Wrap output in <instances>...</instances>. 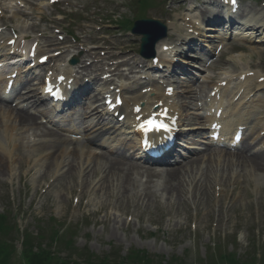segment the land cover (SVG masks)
I'll return each mask as SVG.
<instances>
[{
    "label": "rangeland",
    "instance_id": "obj_1",
    "mask_svg": "<svg viewBox=\"0 0 264 264\" xmlns=\"http://www.w3.org/2000/svg\"><path fill=\"white\" fill-rule=\"evenodd\" d=\"M123 1L69 0V7L65 6L66 10L83 11L80 13L82 21H77L81 24H76L74 28L75 37L98 39L93 29L100 23L98 15L107 10L116 13L120 19H133L135 10L127 8ZM241 3L242 8L249 12H264V0H241ZM38 4V1H34L31 7L38 10L36 7ZM182 4H184L182 1H169L166 7L160 4L145 15L149 19H164L168 16L178 30L184 16L176 8ZM50 13L51 9L45 11L46 15ZM38 19L36 17L30 20L20 16L16 20V26L30 28L29 33L33 34L45 31L48 37H55L58 42L54 30L50 28L53 18L44 25L39 24ZM55 23H58V20H55ZM68 23L66 20L59 24V27L66 30ZM60 35L64 37V34ZM109 37L110 41L107 43L109 47L124 44L131 56L137 55L139 37L118 28H114ZM258 39L259 43L255 40L242 43L247 48L244 52H239L235 48L225 52L214 65L212 72L204 75L205 78L199 86L210 87L215 79H222L233 70L257 66L259 60L264 58L262 43L264 35ZM67 41L74 44L70 38H67ZM45 49L43 53H48L49 48ZM114 52L112 53L116 54ZM194 56L200 58L196 54L191 55ZM84 59L85 62L90 60ZM191 61L189 59L186 62L189 65L187 68L189 74L192 70ZM60 63L63 65L64 60H60ZM261 69L264 70V63ZM186 75L188 74L180 73L178 76L180 83L190 85V76ZM253 86L254 84L251 88ZM179 104L184 108L181 110L183 120L189 116L195 117L193 114L197 111L191 109L189 100L180 98ZM258 107L260 112L264 111V93L253 97L246 106V111H253ZM187 130L186 127L185 131ZM25 132L23 130L13 133L18 140L13 153L15 151L17 153L6 163L5 175L0 177V213L8 209L13 210L19 216V226L27 227V232H34L41 226L44 228L50 225V220L53 219L59 226L65 223L67 226L77 228L74 246L77 253L88 250L89 253L100 257L112 253L125 257L133 250H140L153 257V264H170L173 259H178L180 264H204L202 260L205 256L212 255L215 258L214 255L231 253H235L238 258L247 259L264 255V175L255 176V173L252 174L248 170L239 172L237 168H233L229 174L221 172L222 175L211 171L207 177L211 181L205 182L204 174L196 175L193 172L192 175L185 176L181 197L172 198L160 190L163 185L161 177H156L150 184H146L144 178H138L136 188L122 195L113 190L111 185L100 190L99 177L90 176L84 179V169L81 166L85 158L74 161L72 165L74 171H71L70 176H65L63 170L68 160L67 156L61 158L57 155L58 160L54 159L50 168L46 170L42 166L45 156L48 152L60 148L58 146L61 144H53L55 148L48 151L46 149V154L43 153L44 148L40 149L39 145L35 144L31 146L34 147V151L29 152V146L23 141ZM119 135L120 133L115 134L109 143L105 144L107 150L121 148L124 152L131 148L130 144L123 143L124 138ZM197 139L193 138L195 142ZM79 142L83 152L100 153L99 150ZM1 145L8 153V143L2 141ZM75 147L67 146L69 150ZM131 154L132 151H129L126 156ZM207 159L208 157H204L200 161L198 165L201 166L200 171H204ZM40 160L41 162L36 165ZM137 162L139 161L136 160L135 163ZM216 168L219 169L220 166ZM254 176L260 177L261 182L255 181ZM222 179L226 184L222 186L221 183L218 186ZM217 188L225 191L218 192ZM74 199L78 202H73ZM17 248L19 250L20 246L17 245ZM62 258L67 260L70 256L63 254Z\"/></svg>",
    "mask_w": 264,
    "mask_h": 264
},
{
    "label": "bare ground",
    "instance_id": "obj_2",
    "mask_svg": "<svg viewBox=\"0 0 264 264\" xmlns=\"http://www.w3.org/2000/svg\"><path fill=\"white\" fill-rule=\"evenodd\" d=\"M216 3V0H214ZM211 5H214L211 1L204 2V4L198 8V11L200 12V15H207L209 11H212L208 7ZM218 5V4H217ZM222 10H226L229 14V10L227 7H223L221 5H218ZM214 7V6H213ZM192 10H196L194 8H191ZM209 10V11H208ZM197 12V11H196ZM210 13V12H209ZM244 19V20H241ZM209 23L218 25L222 23L221 14L219 13L218 16L211 15L209 18L205 19ZM241 20V21H240ZM226 25L230 27V30L235 27H241L243 30L247 33L253 34H259L262 31H264V17H262V14H254L253 17L247 18L243 14L241 16H229L227 18ZM216 30L214 27H208L207 30ZM29 37V36H28ZM29 39V38H28ZM191 41L188 42V44H192V39L189 37ZM1 49V48H0ZM175 57V56H174ZM128 62H125L123 64H127ZM103 64V63H101ZM118 64L112 66V71H109V73H113L117 70V68H114ZM94 67V66H93ZM96 69H100L101 67H98L95 65ZM91 68H87L86 66L82 69L83 76L84 73H88ZM92 75V73L90 74ZM119 75H121L119 73ZM68 76V75H67ZM117 77V75H116ZM81 79V77H80ZM77 81V79H76ZM97 83V84H96ZM100 83L96 80L90 81L88 84L81 83L79 87L82 89L88 88L89 86H96ZM27 83L23 82L22 86L26 87ZM192 94V93H191ZM27 98L25 100L26 103H32V101H44L40 95L37 97V95L34 92H27L26 94ZM158 96L162 99L163 95L158 94ZM194 98V96L191 97V100ZM149 98L142 97L140 99H135L137 104L140 102L147 103ZM2 107H0V141H7L8 144L11 146L10 142L14 143V147L16 146V140L15 137L12 135L13 131H23L26 130V133L28 130L34 131V137L38 139L39 137H49L53 139L56 143H60L58 149H56L54 152L47 154L45 157V168L48 170L54 162V159H56L57 155H60L59 157L63 155L68 154V160L66 165V175H71V171H74L73 163L78 158H82L83 156L86 157L85 162V170H84V178L87 179L90 176L99 177L100 176V190L112 187L113 190L118 191V193L122 195H126L129 193L130 189H134L137 186V178L143 177L146 180V184H150L153 179L156 177H161L163 180L162 188L160 189L163 193H165L168 197L172 198L173 196L181 197L183 191H184V180L185 176L187 174L192 175L191 173H195L196 175L201 173L203 175V178L205 179V182H210L211 180L208 177L211 171L218 172L220 175H222L223 171L225 173L229 174L232 172L233 168H237L239 172H243L245 170H248L250 173H255V176L258 175H264V150L262 152H257L256 154L251 155V157H247L242 152H236L231 153L228 151L224 152H217L215 150H212L211 147H208V156H210V159H208V163L206 164V167L204 171H200L201 166L199 167L200 158H191V160L188 163H185L181 166H178L176 164L174 167H168V166H162L165 169L158 171L151 168L146 167H139L136 164H134L131 161L126 160L125 155L119 154L114 155V157H110L109 155L106 156L104 154H93L92 152H86L84 153L81 148L79 150H69L68 152V145H71L73 140H63L60 136H58L55 133L45 131L43 127L38 123L39 119L32 114L29 113L27 109H21V108H15L12 109V107H8L7 103L3 102L0 103ZM6 105V106H5ZM86 115H89V118H94L97 122H100L102 119L101 115H98L97 113H94V110L90 113H86ZM238 116H240V113H238ZM191 121V120H189ZM122 128L125 129L132 137L135 138V140H138L140 138L138 133H135L131 130V128L128 125L123 124ZM199 129V128H197ZM99 129L95 130L92 135L95 137H99L101 134L99 133ZM108 133H115L114 130H107ZM196 135V133H193ZM190 135V134H187ZM29 143V141L27 142ZM248 146V145H247ZM42 148H44L43 153H47L48 150H52L55 147H52L50 144H43L41 145ZM57 147V146H56ZM247 148V147H246ZM47 149V151H46ZM3 148L1 147L0 142V177H3L5 175V162H8L9 157L8 155H5L2 151ZM15 150V149H14ZM175 151H170L167 155L171 156V158L174 157L173 154H175ZM11 158H13L12 154H9ZM217 160H220L219 162H216ZM156 165V164H155ZM217 169L216 167H219ZM83 167V166H82ZM161 167V165H160ZM157 166L156 168H160ZM63 169H65L63 167ZM226 174V175H227ZM253 177V179L257 182H261L259 180L260 177ZM207 178V179H206ZM238 178V175L237 177ZM222 183V186L226 184L225 180H220L219 184ZM199 184V182H198ZM225 190L223 189V192ZM162 193V194H163Z\"/></svg>",
    "mask_w": 264,
    "mask_h": 264
},
{
    "label": "trees",
    "instance_id": "obj_3",
    "mask_svg": "<svg viewBox=\"0 0 264 264\" xmlns=\"http://www.w3.org/2000/svg\"><path fill=\"white\" fill-rule=\"evenodd\" d=\"M9 224V226H8ZM12 227L10 220L6 215H0V264H13L14 247L13 239H10ZM65 235H59V232L50 228L48 230H40L36 236L25 233L22 243L21 261L23 264H153V260L146 253L140 251H132L125 257L117 254H109L104 257H98L88 252L77 253L73 243L69 240L63 243ZM54 244L58 247V252H52ZM70 248V249H68ZM74 252V253H73ZM67 253L68 256L76 255L75 259H61L59 255ZM211 257L207 259V264L212 263ZM222 264H250L247 260L236 259L234 255L219 258ZM177 264V263H176ZM264 264V263H263Z\"/></svg>",
    "mask_w": 264,
    "mask_h": 264
}]
</instances>
